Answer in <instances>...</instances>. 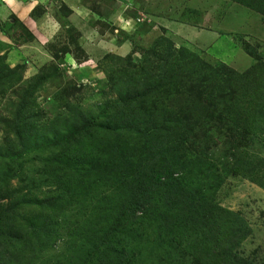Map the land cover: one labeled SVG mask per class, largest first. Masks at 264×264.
<instances>
[{"label":"rangeland","instance_id":"374dc122","mask_svg":"<svg viewBox=\"0 0 264 264\" xmlns=\"http://www.w3.org/2000/svg\"><path fill=\"white\" fill-rule=\"evenodd\" d=\"M222 69L251 70L264 82V16L238 0L0 1V209L52 189L45 164L67 134L108 117L118 136L98 130L62 158L102 165L127 159L139 133L162 120L176 133L154 152L187 190L243 220L248 232L234 252L264 264V136L237 128L220 114L225 106L197 94ZM192 108L190 124L164 126ZM226 146L243 161H227ZM58 234L40 257L71 255ZM126 240L143 248L136 264H193L152 251L136 234Z\"/></svg>","mask_w":264,"mask_h":264},{"label":"trees","instance_id":"16d2710c","mask_svg":"<svg viewBox=\"0 0 264 264\" xmlns=\"http://www.w3.org/2000/svg\"><path fill=\"white\" fill-rule=\"evenodd\" d=\"M238 3L264 16V0ZM252 69L258 72L260 68L255 65ZM222 70L208 78L212 84L197 91L200 100L207 103L216 99L209 106H225L220 114L237 128L264 136L261 76L251 74V70L239 75ZM250 84L256 85L254 91L249 90ZM129 104L124 101V105ZM190 112L181 119H169L164 126L176 127L185 121L190 124L194 109ZM106 122L108 117H101L97 124L89 122L51 148L54 156L49 155L51 160L45 167L54 186L47 194L34 199L30 193L0 209V264H136L143 248L135 251L127 247L126 239L133 234L152 251L167 257L172 253L181 261L250 264L234 252L248 232L243 220L187 190L168 162L154 152L160 148L155 145L164 140L162 136L175 137L176 131L161 128L162 120L160 128L139 133L140 143L135 141L136 149L127 159L102 165L62 161L67 147L83 137L96 136L98 130L105 136L120 134ZM225 148L227 161H243ZM136 156L147 157L133 162L138 161ZM239 166L232 172L239 174ZM58 230L64 233L71 255L52 260L40 257L46 247L61 238Z\"/></svg>","mask_w":264,"mask_h":264},{"label":"crops","instance_id":"0c3cea01","mask_svg":"<svg viewBox=\"0 0 264 264\" xmlns=\"http://www.w3.org/2000/svg\"><path fill=\"white\" fill-rule=\"evenodd\" d=\"M1 1V3H3L5 6H6V3L8 2V0H0ZM221 44H222V42H221Z\"/></svg>","mask_w":264,"mask_h":264}]
</instances>
